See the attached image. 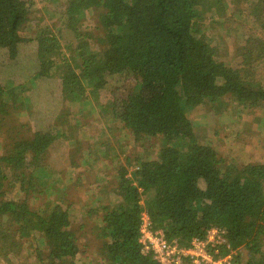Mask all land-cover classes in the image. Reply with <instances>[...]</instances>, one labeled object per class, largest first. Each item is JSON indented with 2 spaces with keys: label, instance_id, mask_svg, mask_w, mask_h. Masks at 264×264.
<instances>
[{
  "label": "trees",
  "instance_id": "obj_1",
  "mask_svg": "<svg viewBox=\"0 0 264 264\" xmlns=\"http://www.w3.org/2000/svg\"><path fill=\"white\" fill-rule=\"evenodd\" d=\"M208 2L65 0L59 25L38 23L37 35L26 37L21 32L34 22V0H0V66L24 62L29 49L33 56L19 66L28 70L27 81L7 82L9 66L0 74V264H78V230L99 242L96 260L82 264H157L140 242L145 212L153 228L182 246L218 227L231 248L245 249L241 264H264V161L224 160L211 144L196 141L189 119L201 104L223 106L227 95L237 101L239 115L264 108V80L257 77L264 38L246 39L236 67L219 59L217 46L198 26ZM248 12L264 26V0L252 1ZM91 13L95 33L84 29ZM55 78L58 92L50 88ZM37 85L51 93L44 99L48 109L56 98L59 106L33 129L21 116L32 114L24 93ZM88 90L106 122L142 146L162 145L155 157L119 158L123 163L111 179L98 175L99 204L80 209L89 219L76 230V200L68 199V191L81 183L82 172L73 185L63 184V177L54 183L62 171L51 169L50 149L59 137L72 138L70 105ZM77 143L66 153L75 168ZM13 187L19 198L6 196Z\"/></svg>",
  "mask_w": 264,
  "mask_h": 264
},
{
  "label": "rangeland",
  "instance_id": "obj_2",
  "mask_svg": "<svg viewBox=\"0 0 264 264\" xmlns=\"http://www.w3.org/2000/svg\"><path fill=\"white\" fill-rule=\"evenodd\" d=\"M64 1L34 0L32 8L34 9L32 18L34 22L30 23L31 29L24 30L21 34L26 37L36 36L38 23L59 25L63 18ZM252 1L256 0H224L219 5L213 3V0H209L204 7L205 10H202V16L199 20L201 23L198 25L199 29L206 34L213 45L217 46L218 58L235 67L240 63V58L237 56L238 49L246 42V39L250 35L264 38V26H260L254 19L255 15L248 12V6H251ZM36 15L44 17L42 22L37 21ZM96 24L95 13H91L85 21L84 29L95 33ZM30 51V49L25 51L29 54V57L24 59L25 63L27 59L28 63H31L30 59L33 60ZM24 62L20 60L15 64H4L2 67L0 66V74L4 67L9 66L12 73L8 76L12 78L6 81L25 82L28 78L26 74L28 70L25 71L26 73L19 71L21 70L19 66L22 67ZM257 77L264 80V66L259 68ZM113 81L111 82L113 83ZM50 85V88H55L58 92L59 81L56 78L50 80ZM30 87L31 89L27 90L24 95L30 98L34 106L33 112L30 116L23 112L21 119L30 121L33 129H38L37 124L41 126L42 123H47L50 118V113L46 114V112L58 110L59 98L55 99L54 108L48 109L49 101L45 102L44 99L47 93H51L39 85ZM87 94L83 101L74 102L70 105L68 120L75 124L71 129L72 138L65 141L64 138L59 137L50 149V162L53 166L51 169L62 171L53 175L54 183H57L58 180L62 181L61 177H63V184L73 185L75 175L82 172L81 183L74 185L77 187H70L68 191V199L76 200L74 208H72V211L75 212L74 228L76 230L80 223L89 219L87 215L80 213V209L86 210L85 205L97 207L99 204L97 197L100 194L97 191L98 186L95 184L98 175L111 179L118 175L116 170L119 169L120 163H123L124 159L121 162L119 158L132 157L139 153L145 157H155L157 149L162 145L159 141L157 143L153 141L146 142L142 146L134 137L127 135L124 129L119 126L116 128L115 123L112 124L108 120L106 122L105 114L101 111V107L93 94L89 90ZM225 99L227 101L219 108L201 104L190 111L189 119L193 124L196 141L211 144L224 160H233L236 163L264 161V108L255 109L249 114L239 115L237 101L229 95ZM0 137H2V133H0ZM77 141H79L77 144H81L76 155L77 163L80 165L75 168L68 165L66 153L74 148L72 144L75 145ZM2 151L0 149V153ZM89 157L90 161L82 162L83 159L86 160ZM66 179H68L67 182ZM19 195L22 194L16 187L9 189L6 194L8 198H19ZM91 218L92 222L96 221L95 215ZM77 233L81 242V253L77 256L78 264L91 259L96 260L99 242L95 236L83 230H78ZM240 252L242 261H245V250Z\"/></svg>",
  "mask_w": 264,
  "mask_h": 264
},
{
  "label": "built area",
  "instance_id": "obj_3",
  "mask_svg": "<svg viewBox=\"0 0 264 264\" xmlns=\"http://www.w3.org/2000/svg\"><path fill=\"white\" fill-rule=\"evenodd\" d=\"M139 230L142 250L151 253L157 264H241L242 261L239 255L244 248H231L224 231L218 227H212L203 238L194 237L188 246L180 245L177 239L169 240L163 229L153 228L146 212L142 214Z\"/></svg>",
  "mask_w": 264,
  "mask_h": 264
}]
</instances>
